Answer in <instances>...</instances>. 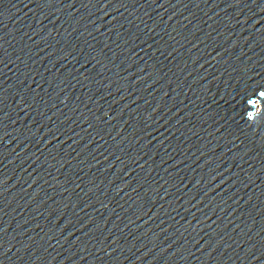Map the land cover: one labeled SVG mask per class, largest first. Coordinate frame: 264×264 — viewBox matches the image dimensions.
<instances>
[{"label": "water", "instance_id": "95a60500", "mask_svg": "<svg viewBox=\"0 0 264 264\" xmlns=\"http://www.w3.org/2000/svg\"><path fill=\"white\" fill-rule=\"evenodd\" d=\"M0 264H264V0H0Z\"/></svg>", "mask_w": 264, "mask_h": 264}]
</instances>
